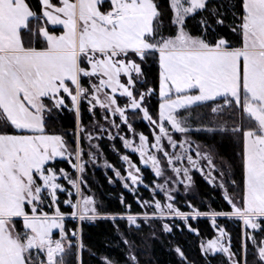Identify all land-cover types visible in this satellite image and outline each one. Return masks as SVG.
Instances as JSON below:
<instances>
[{
    "label": "snow or ice",
    "instance_id": "1",
    "mask_svg": "<svg viewBox=\"0 0 264 264\" xmlns=\"http://www.w3.org/2000/svg\"><path fill=\"white\" fill-rule=\"evenodd\" d=\"M38 5L39 11L31 0H0V264H84L86 245L79 229L67 228L66 217L83 221L122 215L101 213L94 195L81 187L87 183L82 175L83 140L88 141V156L96 159L105 133L113 140L120 136L124 148L138 153L142 164H150L154 176L163 181L152 187V200L141 201L145 207L155 205L153 212L143 213L146 219L179 216L187 221L190 215L207 214L215 225L220 215L239 218L245 225L239 249L234 250L231 236L217 226V237L201 241L202 253L225 254L228 264H264V0H230L225 12L213 8L215 19L201 17L197 35L186 19L206 10L208 0H169L174 28L169 33L163 31L158 0H38ZM228 12L235 40L216 30L226 24ZM150 56H156L159 68L156 114L145 103L156 92L146 86L142 67ZM66 97L77 116L74 141L49 128L53 111L66 106ZM82 101L94 116L99 107L105 123L97 120L93 130L83 125ZM203 105H211L210 115L227 119L199 127L230 133L240 144L241 183L231 180L240 196L225 190L230 211H182L168 187L183 182L187 188L192 183L190 168L205 172L202 160L205 174L216 181L213 147L202 150L196 144L194 156L187 135L196 118L192 109ZM129 111H140L152 124L151 140L143 131L136 132ZM122 124L131 136L111 130ZM97 126L100 131H95ZM176 133L184 138L176 140ZM65 157L76 177L54 166ZM161 157L179 181L166 175ZM121 158L127 174L115 169L116 176L126 187L143 183L140 166L126 153ZM230 167L220 172L221 186ZM157 189L167 203L155 199ZM61 193L67 194L63 203L72 208L70 213L60 207ZM139 215L128 214L127 220L134 224ZM188 227L199 233L191 224ZM164 228L171 230L167 223ZM123 238L128 248L123 264H140L132 242ZM175 250L184 264H190L179 246ZM101 259L102 264H121L107 256Z\"/></svg>",
    "mask_w": 264,
    "mask_h": 264
},
{
    "label": "trees",
    "instance_id": "2",
    "mask_svg": "<svg viewBox=\"0 0 264 264\" xmlns=\"http://www.w3.org/2000/svg\"><path fill=\"white\" fill-rule=\"evenodd\" d=\"M162 11L161 19L164 22L163 31L169 33L174 30L171 24L172 11L170 9L169 0H158ZM230 0H209L208 8L203 11H198L186 19V26L192 34H200L201 17L209 20H214L212 9L219 8L221 12H225ZM34 9L39 11L38 0H31ZM223 5V7H222ZM226 24L217 27V32L227 35L230 39L235 40L230 31L231 13L225 15ZM36 21H33L35 24ZM139 62V61H138ZM144 73L147 76L146 86L156 88L151 96L146 97V106L150 112L156 114L158 112V75L159 68L156 62V56H150L142 65ZM119 99V98H118ZM120 102H125L124 99ZM217 103H220L218 100ZM71 100L66 97V106L52 113V120L49 122V128L55 131L66 134L69 141H74L73 130L77 126L76 113L70 108ZM81 121L83 125H92L98 120L99 123H105L103 120L104 113L96 110L95 116L89 112L87 104L82 101ZM196 118L192 121L193 129L197 131L190 132V136L197 141L205 149L208 146L213 147V155L216 161L222 165L221 170L228 165H231L229 171L226 173V188L229 193H233L239 198L240 189L231 184V180L235 179L237 184L241 183L242 170L240 166V144L230 133H221L220 131H207L199 127L200 123L209 125L215 119H227V116L214 117L210 115L211 105H203L201 107H194L192 109ZM129 118L133 122L137 133L143 131L152 138L151 123L144 122L142 113L140 111H129ZM117 123L120 119L115 118ZM114 133L120 131L131 136V131L127 126L122 124L119 130L111 129ZM95 131H100L99 127ZM100 149L97 151V163H93L88 156L87 139L83 140V147L85 154V171L82 173L86 184H82L83 191L89 195H94L97 202V208L101 213H115V219L110 215L97 216L96 219H85L79 221L66 220L65 224L69 230L77 228L81 232L84 244L86 245L83 251L84 264H102V257H109L120 261L123 264L124 258L127 254L128 248L125 244L124 238L127 237L132 242L133 249L136 251L140 264H184L176 252V246H179L187 256L188 262L194 264H228L227 259L222 255L204 256L199 244L202 240H208L215 236L214 228L211 226L207 217L198 216L196 218H188L186 223L177 219H165L161 217L145 218L143 213L145 211L153 212L152 206L145 207L141 201L152 200L153 195L150 189L153 187L154 178L148 169H141L144 184L150 188L138 187L135 192L125 190L119 180L114 177L112 170L119 169L121 174H124V166L120 160L122 154L129 155L135 164L137 158L128 153L121 141L120 136L115 139L108 137L105 133L99 139ZM74 147V144H70ZM118 149L119 151H116ZM94 150V149H93ZM107 161V165L105 163ZM102 162L104 166L101 167ZM55 167H63L72 177H76V171L71 167L70 162L64 160H57ZM114 166V168H113ZM61 183L70 187L67 180L61 179ZM121 197H123V202ZM139 197V200L137 199ZM162 201V198L156 196ZM67 198L66 193L60 194V207L66 212L70 213L72 208L63 203ZM76 199L75 196L72 197ZM190 202V204H189ZM176 207L182 211L191 213L194 209H198L201 213H208L211 210L217 212L230 211L231 207L223 198L221 191L218 188L209 186L200 175L193 173L192 188L186 194L177 193L174 197ZM128 205L131 206L130 210ZM128 214H140L137 225H129L127 219L124 217ZM171 226V230H165L164 224ZM192 228L199 229V233L193 232ZM218 225L223 227L228 235L232 238L234 250L239 249V239L241 237V228L239 222L233 225L227 219H218ZM251 259V257H249ZM75 264V262H73Z\"/></svg>",
    "mask_w": 264,
    "mask_h": 264
},
{
    "label": "rangeland",
    "instance_id": "3",
    "mask_svg": "<svg viewBox=\"0 0 264 264\" xmlns=\"http://www.w3.org/2000/svg\"><path fill=\"white\" fill-rule=\"evenodd\" d=\"M208 1H209V0H208ZM171 11H172V10H171ZM192 15H193V14H192ZM192 15H190V16H192ZM190 16H189V17H190ZM117 96H118L119 99L123 100V98L120 97V94H119V93L117 94ZM158 98H159V94H158ZM159 99H160V98H159ZM84 102L86 103V101H84ZM123 103H124V102H122L121 104H123ZM86 104H87V103H86ZM87 107H88V105H87ZM96 110H99L100 112L103 113V111L100 110L99 107H97ZM115 118L120 119L118 115H117ZM143 121H144V122H149V121H147V120H145V119H143ZM151 128H152V124H151ZM197 130H198V129H193V128H192V130H191L190 132L197 131ZM190 132H188L187 135H188V136L191 138V140L193 141L192 154L195 156V153H196V144H199V143H198L197 141H195V140L189 135ZM183 138H184V135H183V134H180V133H176V134H175V139H176V140H181V139H183ZM121 141H122V139H121ZM136 142H138V136L136 137ZM87 143H88V141H87ZM122 145H123V142H122ZM199 145H200V144H199ZM200 146H201V145H200ZM123 147H124V146H123ZM165 147H168V148H169V151H173V150L167 145L166 142H165ZM124 149H125V148H124ZM201 149H202V150H205V148H204L203 146H201ZM125 150H126V149H125ZM177 150H178V149H177ZM93 151H97V150L94 149ZM126 151H127L128 153H130V154H133V155L137 158V164H136L137 166H140L141 169H142V168H144V169H148V171L150 172V174H151V175L153 176V178L155 179V180H154V183H153V187H154L155 183H157V182L162 183V182H163L162 180H158V178H156V177L154 176V170L152 169V167H151L150 164H149V165H143V164H142V161H141V159H140L138 153L134 152V151L131 150V149H127ZM73 159H74V158H73ZM161 159H162V163L164 164V168H165V173H166V175H167V176H171V177H173V179H176V180L179 181L180 178H179V177H176L175 174L173 173V171H172L170 168L167 167L166 161L163 159V157H161ZM58 160H64V161H66V162H69V160H68L67 157H65V158H58ZM120 160H121V162L123 163V166H124V174H123V175L126 176V174H127V170H128V169H127V165L125 164V162L122 160L121 157H120ZM132 160H133V159H132ZM92 161H93V163H97V160H96V159H92ZM214 162L217 164V170H216V172L214 173V175H215V177H216V181H215V183H213V182L208 178V175L205 174V173L207 172L206 160H202V161H201L202 165L205 167V172H201V171L199 170V168H190V175H191V177H192L193 173H197L198 175H200V176L202 177V179H203V180H204L209 186L214 187V188H218V189L221 191V193H222V195H223V198L225 199V190H227V188H226V178H225V183L223 184V186H221V176H220V172L222 171V170H221L222 165H220V164L216 161V159L214 160ZM184 163H185V164L187 163L186 160H185ZM103 166H104V163L102 162L101 167H103ZM112 172H113V174H114V177H115L117 180H119V182L121 183L122 187H123L125 190H127V191L135 192V191L137 190L138 187L148 188V187L144 184V182H143V183H139V184H137V185H133L132 187H126V186H125V181H124L123 179H121L120 177H117V176H116V174H115V170H112ZM76 176H77V172H76ZM142 180H143V175H142ZM128 182L131 183V182H130V179H129ZM69 186L72 187L70 184H69ZM168 187L172 189V192H171L172 197H175V195H176L177 193L186 194V193L190 192V190H191V188H192V183H191L187 188L185 187V185H184L183 182H178L177 184H169ZM133 189H135V190H133ZM148 189H150V188H148ZM150 191H151V194L153 195L152 188L150 189ZM227 193L230 194V195L236 196L235 194H233V193L231 194V193H229L228 191H227ZM156 196L162 198V201L160 200L161 202H164V203H167V202H168L167 199H166V197H165V195H164V193H163L162 191H160L159 189H157L156 194H155V199H158V200H159V198H157ZM236 197H237V196H236ZM152 199H153V198H152ZM225 200H226V199H225ZM226 202L228 203L227 200H226ZM228 204H229V203H228ZM229 205H230V204H229ZM150 206H152L153 210H155V205H154V204H152V205H150ZM200 216L207 217L208 220H209V222H210V224H211V226L214 228L215 236H214L213 238H215V237H217V236L219 235V233L217 232L216 228H217V226H219V225H218V219H220V218L227 219L228 221H230V223H231L232 225H233L234 223L236 224V222H239V224H240V228H241V236H242V233H243L244 230H245V225H244L243 221L240 220L239 218H235V217H226V216L220 215V216H217V217H216V224L213 225L212 219H211V217H210L209 215L205 214V215H200ZM124 217L127 219V215L124 216ZM139 217H141V216H138V219H139ZM157 217H158V216H157ZM196 217H198V216H196ZM196 217H193V216H191V215L189 216V218H196ZM163 218H165V219H168V218H169V219H177V220H179V221H182V222L186 223V221H185L183 218L179 217V216H175V217H173V216H167V217H163ZM138 219H137V221H138ZM66 220H73V221H76L77 224H78L79 221H80L79 218H72V217H66L65 221H66ZM127 222H128L129 225H135V226L137 225V222L134 223V224H130L128 220H127ZM18 223H20L21 226H22V221H18ZM219 227H221V226H219ZM248 230L251 231V229H248ZM225 232H226V231H225ZM226 234H227V232H226ZM227 235H228V234H227ZM227 235H226V237H225V242H227ZM203 241L206 242L207 240H203ZM200 245H201V242H200V244H199V247H200ZM200 251H201V247H200ZM201 253H202V251H201ZM202 254H203V253H202ZM203 255H204V254H203ZM215 255H222V256H224V257L227 259L226 255H225V254H222V253H220V252H217ZM204 256H205V255H204ZM208 256H213V255L210 254V255H208Z\"/></svg>",
    "mask_w": 264,
    "mask_h": 264
}]
</instances>
